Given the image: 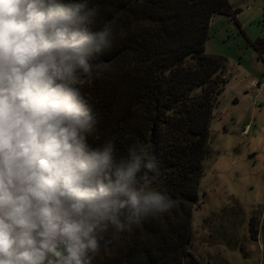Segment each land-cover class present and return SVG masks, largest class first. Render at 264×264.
Listing matches in <instances>:
<instances>
[{"label":"clouds","instance_id":"obj_1","mask_svg":"<svg viewBox=\"0 0 264 264\" xmlns=\"http://www.w3.org/2000/svg\"><path fill=\"white\" fill-rule=\"evenodd\" d=\"M94 15L74 0H0V264H92L174 205L143 186L155 165L134 148L117 161L113 141L89 144L81 79L102 75L113 36Z\"/></svg>","mask_w":264,"mask_h":264},{"label":"trees","instance_id":"obj_2","mask_svg":"<svg viewBox=\"0 0 264 264\" xmlns=\"http://www.w3.org/2000/svg\"><path fill=\"white\" fill-rule=\"evenodd\" d=\"M74 2L94 10L93 31L111 24L113 32L98 61L102 75L81 79L96 119L89 144L113 141L117 161L134 148L155 165L143 186L174 202L102 247L92 264H184L210 125L228 80L225 60L205 51L209 24L237 10L228 0ZM252 43L264 53V37Z\"/></svg>","mask_w":264,"mask_h":264},{"label":"rangeland","instance_id":"obj_3","mask_svg":"<svg viewBox=\"0 0 264 264\" xmlns=\"http://www.w3.org/2000/svg\"><path fill=\"white\" fill-rule=\"evenodd\" d=\"M228 1L237 13L214 15L205 45L225 60L228 80L210 125L184 264H264V53L252 43L264 37V0Z\"/></svg>","mask_w":264,"mask_h":264},{"label":"built area","instance_id":"obj_4","mask_svg":"<svg viewBox=\"0 0 264 264\" xmlns=\"http://www.w3.org/2000/svg\"><path fill=\"white\" fill-rule=\"evenodd\" d=\"M263 83H264V78H263L262 81L259 82L258 84L260 85V84H263Z\"/></svg>","mask_w":264,"mask_h":264},{"label":"water","instance_id":"obj_5","mask_svg":"<svg viewBox=\"0 0 264 264\" xmlns=\"http://www.w3.org/2000/svg\"><path fill=\"white\" fill-rule=\"evenodd\" d=\"M250 157H252V156H250Z\"/></svg>","mask_w":264,"mask_h":264}]
</instances>
